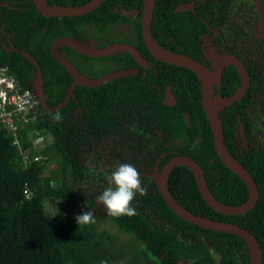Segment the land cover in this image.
I'll return each mask as SVG.
<instances>
[{
	"label": "trees",
	"instance_id": "obj_1",
	"mask_svg": "<svg viewBox=\"0 0 264 264\" xmlns=\"http://www.w3.org/2000/svg\"><path fill=\"white\" fill-rule=\"evenodd\" d=\"M27 1L23 12L4 9L6 31L13 34L19 52L0 48V67L16 81L21 92L27 90L36 72L35 65L20 53L28 52L40 65L49 108L66 100L73 82L69 72L51 53V44L58 37H106L109 40L103 45L128 42L156 70L148 71L146 76L141 71L138 76L119 78L95 88L78 85L63 108L52 112L40 107L36 120L17 132L19 150L12 146L13 135L0 127V264H99L103 259L109 264H177L180 261L251 264L242 238L185 221L169 208L150 177L140 175L147 192L137 193L132 202L136 215H104L103 207L98 205V197L108 187V175L117 166L114 160L117 153L121 156L119 162L135 167L142 161L138 155L144 157L143 163L145 160L148 163L141 171L152 168L167 152L161 167L174 156H189L202 167L208 187L218 201L238 206L249 198L246 184L227 168L216 152L197 75L187 68L156 60L146 48L141 33L143 0H105L87 15L64 18L45 17L32 0ZM88 1L49 0V3L79 6ZM191 1L155 0L151 30L164 48L200 61V38L196 30L204 22L197 20L191 11L176 13L173 6ZM196 1L201 4L199 14L207 10L214 16V0ZM119 3L139 11L132 22L133 36L128 41L106 36L115 23L123 20L114 11ZM63 50L73 52L70 48ZM102 59L107 58L95 61ZM108 59L126 68L139 67L127 53ZM249 60V91L220 116L231 154L257 183L256 207L243 215L216 212L203 199L192 171L186 166H177L172 171L169 190L196 215L248 229L264 252V56ZM223 75L221 92L231 96L241 84L238 71L235 66H228ZM168 85L176 95L175 106L163 103ZM57 112L63 117L60 122L54 121ZM239 118L250 137L249 149L238 144ZM129 128L133 134H126ZM159 134L163 141L158 140ZM44 136L51 141L38 150L33 143ZM107 139L115 141L109 153L104 146L107 144H102ZM123 141L132 150L131 157L125 153ZM22 151L30 158L27 164L23 162ZM37 155L43 159L32 161ZM46 204H50L52 212ZM88 210L95 214V223L78 225L75 217ZM106 220L111 221L116 232L101 228V222Z\"/></svg>",
	"mask_w": 264,
	"mask_h": 264
},
{
	"label": "water",
	"instance_id": "obj_2",
	"mask_svg": "<svg viewBox=\"0 0 264 264\" xmlns=\"http://www.w3.org/2000/svg\"><path fill=\"white\" fill-rule=\"evenodd\" d=\"M105 0H90L89 2L79 6H60L50 5L48 0H34L37 10L45 17H77L89 14L102 5ZM190 5L183 6L180 10H188ZM155 9V0H143V14L141 19V33L144 44L153 57L161 62L167 64L187 68L192 70L198 77L202 86V104L204 106L209 126L214 139L216 152L221 161L236 174L248 187L249 198L246 203L238 206H231L218 201L211 193L203 169L198 162L186 155H177L171 158L162 169L158 166L155 172L147 174L155 181L158 191L166 201L169 208L185 221L199 226L204 229L212 230L220 233L234 234L242 238L247 245L250 254L251 264H263V252L257 238L246 228L230 222H223L219 220L208 219L203 216L194 214L180 204L169 190V178L172 171L177 166H186L192 171L199 192L201 193L205 202L213 210L224 215H243L254 209L259 200V189L252 174L237 161L231 154L226 142L223 131V120L220 113L228 107L233 106L236 102L241 101L247 94L251 79L245 65L232 54L218 55L213 54L208 57L213 61V71L200 61L184 54L170 51L161 46L152 35V22ZM62 46L68 47L80 54L92 57L101 58L114 55L116 53L130 54L138 65L148 68V62L144 59L139 50L127 42H114L103 47H96L93 44H88L86 41H81L71 37H62L56 40L52 46L53 57L69 72L73 78V84L68 92L66 100L54 106L52 109L47 104V98L44 90V79L38 61L30 55L23 53L37 68L39 78V91L34 94L40 100L41 108L55 112L63 108L70 99L74 96V90L78 85L95 88L103 84L111 82L115 79L137 75L138 71L135 69H125L112 72L100 78H90L79 71V69L61 52ZM227 65H233L237 68L240 74L241 84L236 92L231 96L215 95L214 84L220 85L222 72ZM173 95L168 93V101L166 105H174ZM240 130L245 137V129L240 120Z\"/></svg>",
	"mask_w": 264,
	"mask_h": 264
},
{
	"label": "flooded vegetation",
	"instance_id": "obj_3",
	"mask_svg": "<svg viewBox=\"0 0 264 264\" xmlns=\"http://www.w3.org/2000/svg\"><path fill=\"white\" fill-rule=\"evenodd\" d=\"M32 1L35 4L34 0H32ZM258 1H261L264 5V0H214V2H213L214 16L212 15L211 12H209L207 10H202V14L204 13L205 15L199 14L198 8L201 6V4L197 3L196 0H193L191 2H177L173 6H174L176 13L190 12L191 11L193 13V15L197 18V20L204 22V26H202V27H200V29L196 30L197 35L200 38V43H199L200 49L198 51L199 52L198 56L200 58L201 63H203L210 70L213 71L214 65H213V61L208 57L209 55L232 54V55H235L236 57H238V59L245 65L246 69L249 72L250 79H251L250 70L247 66L250 63L249 59H258V57L264 56V54L262 53V51L264 50V37L261 38L260 36H258V30L254 29L255 24L260 19L259 18V12L257 10V4H256V2H258ZM48 3H49V0H48ZM27 4H28L27 0H0V48L2 50L7 51V52H11L12 50L19 52V49L17 48V46L15 45V43L12 39L13 34L6 31V22L4 19V14H5L4 9L8 8L10 10H17L19 12H23L26 9L25 7ZM54 5H57V4H54ZM186 5H190L191 8H189L188 10H180V8H182L183 6H186ZM220 5L222 6L221 8H220ZM60 6H66V5H60ZM114 11L117 12L123 20L121 22L115 23V25L112 28H110V30L106 36H109L108 38H110V39H123L125 41L130 40L133 36L132 22L137 19L139 11L133 7L126 6V3H119L116 7H114ZM142 14H143V12H142ZM240 16L242 19H239ZM141 19H142V17H141ZM87 28H89L88 25H87ZM103 36H105V35H103ZM62 37H68V36H61V37L56 38L51 44V47H50L51 53H52V46H53L54 42L56 40L62 38ZM71 38H75V37H71ZM75 39H78V38H75ZM78 40L86 41L88 44H93L96 47H103V46L111 44V43H109V44L103 45L104 41L109 40L106 37H103V38H97V37L96 38H93V37L87 38L86 37V38L78 39ZM116 42H124V41H116ZM245 42H247L248 45H249V42L252 43V44H250V47L252 48V50L251 49L249 50V48L247 50H244V49L239 47V44H243ZM112 43H114V42H112ZM101 45H103V46H101ZM63 48H68V47L62 46L60 48V52L66 58H68L79 69V71L81 73H83L84 75H86L87 77H90V78H100V77L108 75L112 72H115L118 70H125V69H135L138 71L137 75H131V76H138L141 73V71H142V76H146L148 74V71H150L152 69L154 71L156 70L155 68H153L152 62L146 58H144V59L148 62V68L141 67L140 65H139V67L126 68V67H123L121 63L108 59V57L115 56L116 54H121V53H116V54L108 56V57H101V58H107V59L95 61V59H99V58H92V57L80 54V53L70 49L73 52H76L79 54V55H77L71 51L63 50ZM20 53L23 56H24L23 53L30 55L26 51H20ZM228 66H232V65L225 66V68L222 72V75H221L220 85L218 86V85L214 84L215 95L218 94V95L225 96L222 94L221 90H222V84H223V78H224L223 74H224L225 70L228 68ZM35 68H36V66H35ZM104 71H106V72L104 73ZM238 74H239V71H238ZM124 77H127V76H124ZM239 77H240V74H239ZM121 78H123V77H121ZM43 79H44V77H43ZM115 80H117V79H115ZM108 83H110V82H108ZM72 84H73V82H72ZM103 85H105V84H103ZM103 85H101V86H103ZM29 88L33 92L39 91V78H38L37 68H36V72L34 73V76L31 78V80L29 82ZM70 88H69V90H70ZM88 88H90V87H88ZM44 90H45V87H44ZM69 90H68V92H69ZM169 92L173 95V98L175 101L174 105H172V106H175L177 104V98H176V95H175L171 85H168L166 90H165V96L163 99V103L165 104V102L168 101V93ZM167 106H169V105H167ZM240 120H241V118H239L238 137L239 136H241V137L238 139V144H239V146H241L245 149H249V147H250L249 146V138L250 137L246 133L245 127H244V129H245V135L246 136L244 137L242 135L241 130H240ZM132 128H134V127H132ZM132 128L127 129L126 134H133ZM159 135L160 136H159L158 140L163 141L162 135L161 134H159ZM133 138H136V137H133ZM197 140H198V138H197ZM175 141H178V140H175ZM113 142L115 143V141H113L111 139H107L104 141V143H102L103 145L105 143L107 144L104 146H105V150L108 151V153L110 151L111 146H113V147L115 146V144ZM261 142H263V141H261ZM166 145L168 146L169 142ZM123 146L125 149L127 147V144L124 142ZM229 150H230V148H229ZM131 151L132 150L129 148L125 149V153H128L127 155L129 157H131V154H130ZM146 151L148 152L149 150L146 149ZM167 153H169V152H167ZM167 153L161 155L156 160L154 166L152 168L149 167L147 169V171H141V170H142V168L146 167V164L148 162L145 160L144 161L145 164H144L143 163L144 157H141L138 155V157L140 159H142L140 165L136 167L137 170L139 171L140 175H144V176L149 177L147 174L155 172V168L157 166H158L159 170L162 169L163 166L170 160L169 159L162 167L160 166V162H161L162 158H164L167 155ZM117 154H118V156L116 155L114 160L118 166L122 162L118 161L119 157H121V156L119 155V153H117ZM262 252H263V250H262ZM216 257H218V255ZM263 262H264V252H263ZM179 263L190 264V263L184 262V261H180L177 264H179Z\"/></svg>",
	"mask_w": 264,
	"mask_h": 264
},
{
	"label": "clouds",
	"instance_id": "obj_4",
	"mask_svg": "<svg viewBox=\"0 0 264 264\" xmlns=\"http://www.w3.org/2000/svg\"><path fill=\"white\" fill-rule=\"evenodd\" d=\"M62 119L61 114L57 112L54 121L60 122ZM107 179L108 187L98 197V202L105 207L106 213L113 217L136 215V208L132 206V202L137 193L145 195L147 192L137 168L130 163H121L111 171ZM75 219L78 225H88L95 223V214L88 210L77 215ZM99 264H109V261L103 259Z\"/></svg>",
	"mask_w": 264,
	"mask_h": 264
},
{
	"label": "built area",
	"instance_id": "obj_5",
	"mask_svg": "<svg viewBox=\"0 0 264 264\" xmlns=\"http://www.w3.org/2000/svg\"><path fill=\"white\" fill-rule=\"evenodd\" d=\"M4 68H0V127H4L13 135L12 146L17 150L20 149L18 130L29 122L36 120L41 107L40 100L34 92L28 88L21 92L18 84L13 78L7 82ZM49 138L40 137L33 143L38 150L50 142ZM23 152V151H22ZM23 162L29 163L30 158L24 153ZM43 157L35 156L32 161L38 162Z\"/></svg>",
	"mask_w": 264,
	"mask_h": 264
},
{
	"label": "rangeland",
	"instance_id": "obj_6",
	"mask_svg": "<svg viewBox=\"0 0 264 264\" xmlns=\"http://www.w3.org/2000/svg\"><path fill=\"white\" fill-rule=\"evenodd\" d=\"M256 4H257V10L259 12V18L260 19L255 24L254 29H257L258 30V36H260L262 38V37H264V5H263V3L261 1L256 2ZM239 19H242L241 16L239 17ZM250 44H252V43L249 42V45H248V43L245 42L243 44H239V47L242 48V49H244V50H247L248 48H249V50L250 49L252 50V48L250 47ZM3 74L5 76V72H3ZM0 77H1V75H0ZM6 77H7L6 78L7 79V82H9L10 81V77L7 76V74H6ZM107 185H108V179H107ZM98 205L101 206V207H103V209H104V215H106L107 213H106L105 207L102 204H100L99 202H98ZM46 208L49 211L52 212V208H51L50 204H46ZM101 228H106V229L110 230L113 233L116 232V230H117L115 228V226H113V224L111 223L110 220H106V221L101 222ZM179 264H187V263H179Z\"/></svg>",
	"mask_w": 264,
	"mask_h": 264
},
{
	"label": "bare ground",
	"instance_id": "obj_7",
	"mask_svg": "<svg viewBox=\"0 0 264 264\" xmlns=\"http://www.w3.org/2000/svg\"><path fill=\"white\" fill-rule=\"evenodd\" d=\"M8 71V70H7Z\"/></svg>",
	"mask_w": 264,
	"mask_h": 264
}]
</instances>
